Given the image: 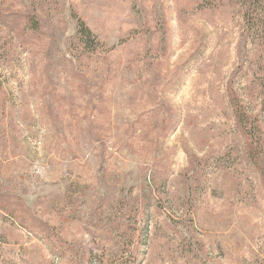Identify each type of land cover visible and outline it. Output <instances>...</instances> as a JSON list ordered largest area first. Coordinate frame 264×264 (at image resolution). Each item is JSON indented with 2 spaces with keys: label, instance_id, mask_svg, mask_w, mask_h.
Segmentation results:
<instances>
[{
  "label": "rangeland",
  "instance_id": "1",
  "mask_svg": "<svg viewBox=\"0 0 264 264\" xmlns=\"http://www.w3.org/2000/svg\"><path fill=\"white\" fill-rule=\"evenodd\" d=\"M0 264H264V46L239 6L0 0Z\"/></svg>",
  "mask_w": 264,
  "mask_h": 264
},
{
  "label": "trees",
  "instance_id": "2",
  "mask_svg": "<svg viewBox=\"0 0 264 264\" xmlns=\"http://www.w3.org/2000/svg\"><path fill=\"white\" fill-rule=\"evenodd\" d=\"M222 1L229 5H237L242 9L247 31L254 39L262 42L264 46V0H210V4L217 5ZM33 23L32 25H35ZM35 27H32V29H35ZM76 34L84 49H89L92 52L102 51V47L96 42L95 36L81 20L77 21Z\"/></svg>",
  "mask_w": 264,
  "mask_h": 264
}]
</instances>
